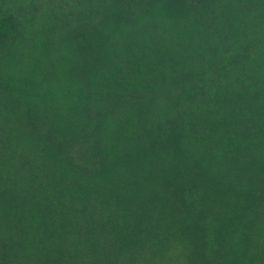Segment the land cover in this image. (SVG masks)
Here are the masks:
<instances>
[{
  "label": "trees",
  "instance_id": "16d2710c",
  "mask_svg": "<svg viewBox=\"0 0 264 264\" xmlns=\"http://www.w3.org/2000/svg\"><path fill=\"white\" fill-rule=\"evenodd\" d=\"M179 1L185 10L169 28L184 31L151 44L156 60L134 59L127 42L116 61L101 32L81 22L43 73L10 52L25 0H0V168L26 169L11 181L27 183L28 168H51V202H71L83 224L69 253L52 244L24 252L2 204L0 264L264 263V27L247 39L264 0ZM184 12L222 21L209 69L226 71L215 79L196 64L198 26L176 23ZM230 37L247 39L245 56Z\"/></svg>",
  "mask_w": 264,
  "mask_h": 264
},
{
  "label": "rangeland",
  "instance_id": "374dc122",
  "mask_svg": "<svg viewBox=\"0 0 264 264\" xmlns=\"http://www.w3.org/2000/svg\"><path fill=\"white\" fill-rule=\"evenodd\" d=\"M120 1L25 0L18 10L19 32L10 52L22 66L32 65L36 62L37 69L41 72L51 71V59L55 58L51 57L54 46L61 42L66 34L79 23L85 22L89 23L94 30L101 32L109 51L116 55V61H118L119 54L124 57L121 50L125 49L124 45H127V42L133 51L134 59H139V54L144 53L150 56V61H152L157 59L158 54L152 50V43L159 45L164 39L168 45L171 40L170 32L184 31L181 27L169 28L175 13L185 10L179 0H152V3L147 7L146 4H139L137 7L133 4L128 6L125 4V7L120 5V13L105 14L104 9H107L110 4L118 6ZM182 22L184 25H190L193 22L200 29L199 42L202 55L196 64H208L207 73L212 79H215L222 73L221 70L226 71V69L218 67H216L218 69H209V65L213 62L212 52H217L216 45L219 44L217 43V33L218 27L222 26V21L217 19L212 12H202L197 15H187L184 12L176 23L181 24ZM252 22L253 30L248 33L247 39L258 36L259 31L264 27V9L256 19L252 18ZM222 30H224L223 27ZM177 37L185 39L184 35ZM247 39L230 37L228 46L232 47L234 45L232 43L236 42L245 56ZM224 41L226 38L222 39V42ZM243 68L244 66L240 64L235 72L240 73ZM228 71L231 70L228 69ZM233 85L236 90L238 82L234 81ZM73 155L75 158L77 157L75 152ZM22 169L10 166L0 168V207L5 204L11 208L13 213L10 218L15 225L13 231L7 232L16 235L19 242L23 240L24 252L40 249V247L48 249L50 247L51 250L52 244L51 252L58 250V252L69 253L75 243L83 240L80 231L83 225L80 219V209L72 208V204L68 200H62L60 207L51 202V178L47 173V170H51V168H28L30 183L17 179L12 182V178ZM22 171L27 172L26 169ZM46 174L50 179L45 177ZM27 184L31 188L29 192L24 191ZM3 222L4 219L0 217V225ZM88 242L90 247L96 248V240L89 237ZM30 244L33 245L32 249L29 247ZM247 246L249 245L245 247ZM92 248H89L90 254L93 253L94 249ZM14 249L20 251L19 247L15 246ZM160 264L185 263L181 257H176L174 260L170 258L165 260L164 258ZM236 264L264 263L249 256L247 261Z\"/></svg>",
  "mask_w": 264,
  "mask_h": 264
}]
</instances>
